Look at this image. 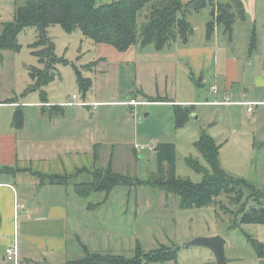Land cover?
<instances>
[{"label": "rangeland", "instance_id": "1", "mask_svg": "<svg viewBox=\"0 0 264 264\" xmlns=\"http://www.w3.org/2000/svg\"><path fill=\"white\" fill-rule=\"evenodd\" d=\"M29 1L34 0H0V33L3 28L1 23L13 22L17 6H23ZM108 1L97 0V4ZM255 6L257 8L245 10L244 20L239 19L236 22L232 40L224 34L221 27L215 29L211 39L207 38V24L213 19L212 6L193 13L189 21L194 32L189 41H177L167 50L159 52L171 54L163 61L156 58L155 63L144 55V49H152L158 53L153 45L144 49L137 46V52L126 54L111 45L95 43L80 30L67 33L61 26L53 25L48 28V34L55 45V55L71 64L59 65L57 77L44 91L50 99L56 101H72L74 95L78 97V101L84 100L72 66L75 64L85 78L93 81L94 91L87 94L90 100L102 98L128 102L136 96L148 102L137 91H143L152 98L173 100V103L148 102L136 105V114L132 113L130 105L127 104V107L120 109L130 113V120H125L124 114L120 112L110 114V126L125 131L120 138V144L109 142L102 146L95 145V152L99 155L96 161L98 169H107L112 159L111 168L115 172L148 181L158 168L155 148L162 143H173L177 151L176 176L200 183L204 179L203 173L194 171L187 164V158L198 159L210 170L209 164L194 146L205 131L220 146L221 167L235 177L250 181L264 193V108L252 106L251 111L254 112L251 113L247 106L238 103L242 100L264 99V86L257 82L264 78V0H257ZM254 32L258 47L250 53ZM37 39V29L28 28L18 37L22 47L19 52H2L0 101L15 99L21 104L38 98L40 100L39 93H27L28 88L35 84L30 70L33 67L43 68L38 58L33 55L34 49L30 48ZM205 47L213 51L209 60L211 64L208 66L206 62L202 73L197 74L187 52H198ZM181 50H185L186 57L178 56ZM101 58H107V61L102 63L99 60ZM97 61L99 63L95 66L87 67ZM162 62L164 70L160 69ZM228 62L233 65L230 70L232 82L228 97L234 103H195L225 101L229 81ZM213 76H217L216 82L212 81ZM213 84L219 89L218 95L211 92ZM190 101H194L191 104L196 106L193 113L195 119L191 116L184 127L177 128L175 108L172 105ZM14 109H0V115L9 114L8 124L11 131ZM111 109L113 111L119 108L114 106ZM33 110L31 108V112ZM88 180V175L82 174L76 182ZM79 198L88 200L89 204L101 203L97 209L94 208L95 211L91 210L94 211L91 212V225L96 221L102 223L103 219L106 221L104 240L91 237L85 243L90 253L134 259L139 243L144 252L160 246L177 250L176 262L155 264H217L210 249L189 246V243L199 237L218 235L226 242L227 264H264V257L259 258L249 242L251 236L264 244V225L242 223L243 205L235 204L225 194L218 198L216 205L188 209L181 208L178 196L145 185L116 187L106 202L104 193H95L88 199ZM243 204L245 213L256 206L252 200ZM75 247L80 249L78 243Z\"/></svg>", "mask_w": 264, "mask_h": 264}, {"label": "trees", "instance_id": "2", "mask_svg": "<svg viewBox=\"0 0 264 264\" xmlns=\"http://www.w3.org/2000/svg\"><path fill=\"white\" fill-rule=\"evenodd\" d=\"M212 6V20L207 24V38L211 39L216 27H221L224 34H232L236 22L244 20L246 16L242 0H109L104 4H97V0H34L23 6H17L13 22L3 23L0 33V56L6 50L19 52L21 45L19 35L28 28H36L37 41L30 46L33 55L39 60L43 68L33 67L30 76L35 84L31 85L27 93L39 92L40 103L48 104V94L45 87L55 80L59 65L71 64L64 58L55 55V45L48 34V28L59 25L67 33L80 30L81 33L97 44H108L120 52H126L133 46L143 49L153 45L158 52L170 48L177 41L187 43L194 32L189 21L193 13L201 12ZM258 47L256 33H253L250 43V53ZM99 61L87 67L95 66ZM77 76V83L83 91V101L92 90L93 81L85 78L80 69L72 64ZM152 103L171 102L167 98H152L143 91H137ZM134 98H137L136 96ZM132 101V100H131ZM129 101V102H131ZM10 104L16 103L13 101ZM175 108V123L182 128L194 113L195 105H173ZM58 105L43 108L49 117L61 114ZM15 130L25 126V114L22 106L16 108L12 122ZM195 148L203 155L210 166L206 169L198 159L187 158V164L196 172L203 173L204 179L200 183L183 180L176 176L177 151L173 143H162L155 148L157 151L158 168L148 180L141 181L115 172L111 168L112 159L107 169L78 170L74 175H42L40 184H52L68 187L73 185L75 192L82 198H88L95 193H106V199L114 188L119 186H150L180 198L181 208H202L216 205L218 198L225 194L235 204L243 205L244 216L242 223L264 225V193L250 181L235 177L224 170L219 161L220 146L215 139L203 131L194 143ZM97 156V152L95 154ZM98 158V157H97ZM88 175L86 182H76L82 175ZM248 195H246V192ZM252 200L256 206L245 213V201ZM94 206H90L92 209ZM259 258L264 257V244L249 237ZM85 258L67 264H155L177 261V250L167 246L144 252L137 243L136 257L126 259L121 256L92 254L86 245L82 244Z\"/></svg>", "mask_w": 264, "mask_h": 264}, {"label": "crops", "instance_id": "3", "mask_svg": "<svg viewBox=\"0 0 264 264\" xmlns=\"http://www.w3.org/2000/svg\"><path fill=\"white\" fill-rule=\"evenodd\" d=\"M182 1L185 3L191 0ZM242 2L246 11L252 10L253 7L257 8L255 6L257 0H242ZM136 50L137 46H133L125 53L137 52ZM144 50H146L144 55L153 59V62L156 58H161L160 60L163 61L171 54L157 53L152 49ZM212 52L207 47L198 52L195 50L187 52L191 56V63L197 74L202 73L206 62L208 66L211 64L209 60ZM178 56L186 57L185 50L179 51ZM99 60L104 63L107 58ZM228 64L229 81L225 92L227 96L225 101L218 103L226 102L227 98H230L228 97L232 82L230 70L233 69V65L229 62ZM160 69H165L163 62ZM216 80L217 76H213L212 81L216 82ZM257 82L264 86V78ZM213 86L216 85L211 86V92L218 95L219 89L216 86L217 90L214 92ZM93 91L92 88L90 93ZM131 100L139 102L137 106L148 103L138 97H133ZM10 101L16 103L10 104ZM10 101H0V109L15 108L16 110L17 107L22 106L25 126L21 130H15L11 124L13 128L11 131L8 124L9 114L0 115V264H13L6 260L5 249L12 244L15 237L19 245V264H67L81 261L85 258L82 244L85 245L91 237L101 241L105 238L106 221L103 219L102 223L99 221L92 225L90 223L91 212H94V208L97 209L101 203L89 204L88 200L80 199L73 185L68 187L42 185L37 174L74 175L78 170L96 169V161L99 159L98 153L97 156L95 155L96 147L109 142L122 143L120 138L125 130L110 126L112 123L110 114L120 112L124 114L125 120H130V113L120 109L127 107L129 101L102 98L90 100L86 97L85 101L96 104V107L75 105L74 100L56 101L49 97L48 104L40 103L39 98L21 104L15 99ZM169 101L171 102L168 103H173V100ZM78 102L81 101L77 99L76 103ZM191 103L194 101L183 102L181 105H193ZM195 103L209 105L213 102ZM238 103L247 106L251 113L254 112L249 110L251 104L264 108V99L242 100ZM54 105L61 107V114L51 118L43 108ZM114 106L119 109L112 111L111 107ZM137 106H129L133 114H136ZM31 108L34 109L32 112ZM136 135L137 131H135ZM107 200L105 198L104 201ZM17 203L23 208L16 211ZM90 206L94 207L90 209ZM77 243L81 250L75 247Z\"/></svg>", "mask_w": 264, "mask_h": 264}, {"label": "built area", "instance_id": "4", "mask_svg": "<svg viewBox=\"0 0 264 264\" xmlns=\"http://www.w3.org/2000/svg\"><path fill=\"white\" fill-rule=\"evenodd\" d=\"M216 90H217L216 86H213L212 87V91L216 92ZM77 99H78V97L76 95H74L73 96V100L75 102L74 103L75 105L96 107V104H92V103H86V102H78V103H76ZM128 104L129 105H138L139 102H137L135 100H132ZM211 104H215V105H218V104L230 105V104H233V102H231L230 98H227L226 102H223V103L213 102ZM251 107H252V104L250 105V108H249L250 111L252 110ZM135 148L138 150L139 147L136 145ZM21 208H23V206H21V205H19L17 203L15 210L17 211V210H19ZM5 258L10 263L19 264V245H18V240L16 239V237H15L14 241L12 242V244H10L9 246L6 247V249H5Z\"/></svg>", "mask_w": 264, "mask_h": 264}, {"label": "water", "instance_id": "5", "mask_svg": "<svg viewBox=\"0 0 264 264\" xmlns=\"http://www.w3.org/2000/svg\"><path fill=\"white\" fill-rule=\"evenodd\" d=\"M191 116L195 119L193 113ZM225 245V240L218 235L211 237H199L189 243V246H201L210 249L216 257L217 264H227Z\"/></svg>", "mask_w": 264, "mask_h": 264}]
</instances>
